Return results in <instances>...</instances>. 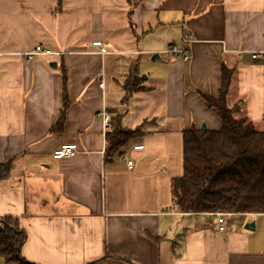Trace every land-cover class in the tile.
Here are the masks:
<instances>
[{"label":"crops","instance_id":"obj_1","mask_svg":"<svg viewBox=\"0 0 264 264\" xmlns=\"http://www.w3.org/2000/svg\"><path fill=\"white\" fill-rule=\"evenodd\" d=\"M184 35L187 59L163 53ZM36 46L55 54L26 62ZM223 68L234 117L264 132V0H0V217L18 219L24 258L264 264V212L225 215L218 231L213 214L172 203L183 132L220 129L203 96L217 98ZM115 122L142 133L107 158ZM68 144L76 154L52 159Z\"/></svg>","mask_w":264,"mask_h":264},{"label":"trees","instance_id":"obj_2","mask_svg":"<svg viewBox=\"0 0 264 264\" xmlns=\"http://www.w3.org/2000/svg\"><path fill=\"white\" fill-rule=\"evenodd\" d=\"M232 73V70L222 69L217 98L203 96L206 105L216 113L220 129H189L182 134L183 173L171 181L172 203L182 213L264 212V132H258L246 118L236 119V108L227 106ZM130 78L123 85L126 96L139 90L134 84L137 79L142 80L137 76L130 82ZM66 106L63 88V106L56 130L60 129ZM142 127L124 129L115 122L113 130L106 133L105 157L117 154L141 135ZM25 241L26 234L18 219L0 217L2 264H35L21 254ZM89 264H99V261Z\"/></svg>","mask_w":264,"mask_h":264},{"label":"built area","instance_id":"obj_3","mask_svg":"<svg viewBox=\"0 0 264 264\" xmlns=\"http://www.w3.org/2000/svg\"><path fill=\"white\" fill-rule=\"evenodd\" d=\"M190 42L191 41L188 40V38L184 35L182 40H181L180 45L170 46L168 49L163 51V53L165 55L181 54L183 56V59H187L188 58V44ZM92 45L98 49L99 54H101V55L106 54V50L103 47L101 42H94V43H92ZM54 54L55 53H52L50 50L43 49L40 46H36L33 51L25 53L21 56L26 62L29 63V62L33 61L34 57L51 56ZM252 57L254 58L255 56H252ZM103 86H104V84L101 81L98 84V88L102 89ZM99 117L102 121V125H103L102 128H103L104 132H107L109 129H111V125H112L111 117L105 111H101L99 114ZM132 149L133 150H140V149H142V145H135L132 147ZM76 152H77V147L75 144L61 145L60 147H58L56 150L53 151L51 157L54 160H61L63 158L72 157L74 154H76ZM127 165H128V167H130L131 162L128 161ZM225 215L226 214H221V213H216L214 215L216 217V224H217L218 231L224 230L223 223H224Z\"/></svg>","mask_w":264,"mask_h":264},{"label":"water","instance_id":"obj_4","mask_svg":"<svg viewBox=\"0 0 264 264\" xmlns=\"http://www.w3.org/2000/svg\"><path fill=\"white\" fill-rule=\"evenodd\" d=\"M156 57V56H155ZM157 58V57H156ZM200 130H205L206 129V126L205 125H201ZM244 228L247 229V230H252L253 229V223H248V224H245L244 225Z\"/></svg>","mask_w":264,"mask_h":264},{"label":"rangeland","instance_id":"obj_5","mask_svg":"<svg viewBox=\"0 0 264 264\" xmlns=\"http://www.w3.org/2000/svg\"><path fill=\"white\" fill-rule=\"evenodd\" d=\"M0 264H1V260H0Z\"/></svg>","mask_w":264,"mask_h":264}]
</instances>
